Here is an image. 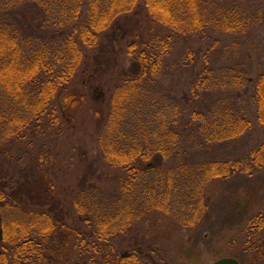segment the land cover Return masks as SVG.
Returning <instances> with one entry per match:
<instances>
[{"label":"trees","instance_id":"trees-1","mask_svg":"<svg viewBox=\"0 0 264 264\" xmlns=\"http://www.w3.org/2000/svg\"><path fill=\"white\" fill-rule=\"evenodd\" d=\"M126 13L144 17L152 31L215 40L262 26L264 0H0V144L46 135L58 111L68 123L66 108L78 100L66 87L87 61L84 53H102V39H113L107 29ZM139 41L129 46L131 62L96 140L102 165L116 169L120 192L110 199L99 187H81L66 209L51 171L57 152L30 154L25 166L11 159V169L27 170L36 184L21 189L0 180V264H144L135 246L118 250L133 226L159 213L194 227L207 215L213 181L264 170V138L247 151L196 155L241 139L254 122L264 126V66L250 77L240 64L206 62L188 84L185 102L169 101L156 82L171 39L157 33ZM248 90L254 118L237 101ZM247 231L246 243L264 259V211L249 219Z\"/></svg>","mask_w":264,"mask_h":264},{"label":"rangeland","instance_id":"rangeland-1","mask_svg":"<svg viewBox=\"0 0 264 264\" xmlns=\"http://www.w3.org/2000/svg\"><path fill=\"white\" fill-rule=\"evenodd\" d=\"M147 26L146 19L138 13L122 14L113 22L107 29V35L113 39H102L105 45L102 53H84L87 61L65 89L72 93L71 98L78 100L66 108L68 123L58 111L59 119L55 126L46 130V135H39L30 143L0 144L1 181L14 187L19 185L21 189L35 188L36 183L27 180V170H12L8 163L20 159L19 165L25 166L30 154L36 157L41 151L48 155L57 152V166L51 171H54L56 188L64 200V208H71V200L81 187H99L108 198L120 192L114 179L116 169L102 165L96 140L112 93L120 82V73L131 62L129 46L140 44L139 39L148 41L157 33L169 35L171 39V51L156 82L159 94L163 93L169 101L176 97L180 103L185 102L182 96L188 84L206 62L214 67H218L219 63L240 64L248 69L250 77H255L264 66V24L250 29L248 33L221 35L215 40L206 38L203 41L174 34L170 36L164 27L152 31ZM189 48L193 50L191 56ZM93 61H96L94 65ZM61 98L59 95L53 100L56 110ZM237 101L254 118L255 105L250 90L242 93ZM0 106L2 108L1 94ZM69 122L73 128L68 127ZM263 138L264 126L254 122L251 131L241 139L223 146L199 148L196 155L205 158L247 151ZM31 171L39 173L38 170ZM83 177L85 182L80 185ZM206 194L208 212L196 226L185 228L175 217L153 214L124 235L118 250L122 253L136 247L150 254L154 264H212L223 257L235 258L241 264H264V259L257 256L255 246L246 243V236L250 234L247 231L249 219L264 211V170L252 175L237 173L228 179L213 181Z\"/></svg>","mask_w":264,"mask_h":264},{"label":"water","instance_id":"water-1","mask_svg":"<svg viewBox=\"0 0 264 264\" xmlns=\"http://www.w3.org/2000/svg\"><path fill=\"white\" fill-rule=\"evenodd\" d=\"M2 238H3V231L1 227V221H0V243L2 241ZM212 264H240V262L232 257H223V258L216 260Z\"/></svg>","mask_w":264,"mask_h":264},{"label":"flooded vegetation","instance_id":"flooded-vegetation-1","mask_svg":"<svg viewBox=\"0 0 264 264\" xmlns=\"http://www.w3.org/2000/svg\"><path fill=\"white\" fill-rule=\"evenodd\" d=\"M137 251H138V255H137L138 257H137V259L143 261L144 264H147V263L145 262V260H147V258H149L148 261L152 260V262L149 263V264H154L155 261H154L153 257H152L150 254H146V253L143 252V250H141V249H137Z\"/></svg>","mask_w":264,"mask_h":264}]
</instances>
